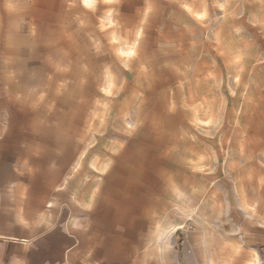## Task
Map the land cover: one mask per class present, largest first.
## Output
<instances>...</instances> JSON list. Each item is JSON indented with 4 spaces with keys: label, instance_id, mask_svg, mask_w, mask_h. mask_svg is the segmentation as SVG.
<instances>
[{
    "label": "rangeland",
    "instance_id": "1",
    "mask_svg": "<svg viewBox=\"0 0 264 264\" xmlns=\"http://www.w3.org/2000/svg\"><path fill=\"white\" fill-rule=\"evenodd\" d=\"M129 1L0 0V91L16 92L6 132L32 148L35 172L57 178L67 220L79 206L83 233L117 244L154 233L134 220L159 196L163 228L176 210L182 234L202 197L194 158L233 152L218 130L224 100L174 92L181 72L162 66L160 35L126 25Z\"/></svg>",
    "mask_w": 264,
    "mask_h": 264
},
{
    "label": "crops",
    "instance_id": "2",
    "mask_svg": "<svg viewBox=\"0 0 264 264\" xmlns=\"http://www.w3.org/2000/svg\"><path fill=\"white\" fill-rule=\"evenodd\" d=\"M132 7L123 12L126 25L160 35L168 52L162 66L181 72L174 92L224 100L218 130L233 152L193 160L203 167L202 197L189 213L195 229L181 234L176 210L163 228L159 196L153 208L136 210L135 226L156 228L150 237L132 232L117 244L83 233L80 207L71 206L67 220L57 178L35 172L32 148L19 151L6 132V100L16 92L0 91V264H264V0H138Z\"/></svg>",
    "mask_w": 264,
    "mask_h": 264
},
{
    "label": "built area",
    "instance_id": "3",
    "mask_svg": "<svg viewBox=\"0 0 264 264\" xmlns=\"http://www.w3.org/2000/svg\"><path fill=\"white\" fill-rule=\"evenodd\" d=\"M188 227L191 228V229H195V225L193 223H189Z\"/></svg>",
    "mask_w": 264,
    "mask_h": 264
},
{
    "label": "snow or ice",
    "instance_id": "4",
    "mask_svg": "<svg viewBox=\"0 0 264 264\" xmlns=\"http://www.w3.org/2000/svg\"><path fill=\"white\" fill-rule=\"evenodd\" d=\"M132 53H129V55H131Z\"/></svg>",
    "mask_w": 264,
    "mask_h": 264
}]
</instances>
